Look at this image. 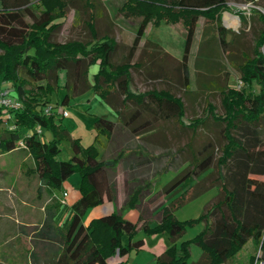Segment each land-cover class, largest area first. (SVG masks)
<instances>
[{
	"label": "trees",
	"instance_id": "16d2710c",
	"mask_svg": "<svg viewBox=\"0 0 264 264\" xmlns=\"http://www.w3.org/2000/svg\"><path fill=\"white\" fill-rule=\"evenodd\" d=\"M257 4L264 8V0ZM104 7L103 0H0V81H10L7 86L10 93L22 101L21 109L9 120L16 124L15 129L9 128L0 106V151L18 148V140L23 139L25 147L21 148L31 152L33 171L41 179V188L60 187L73 172L81 173L80 196L68 206L73 213L71 219L62 224L59 217L57 234H52L53 240L58 242L57 251L53 248L52 253L43 256L42 264H111L110 259L114 256L121 258L117 264H127L130 252L144 244V239L138 236V224L115 210L85 222L88 210L104 202L105 196L113 200L115 189L107 170L116 164L118 157L98 158L99 151L93 144L83 146L80 138L73 137L60 122L64 110L57 108L58 102L51 104L49 95L58 89L62 70L66 71V93L60 100L62 106L93 86L103 101L116 111L118 121L134 133L157 127L162 122L192 130L185 145L191 151L189 162L158 191L169 196L179 192L178 196L160 206L159 220L155 224L143 221L140 227L146 235L166 233L170 240L154 264L222 263L240 252L249 240L256 243L258 258L264 262V180L253 176L264 175V13H259L263 26L255 36L249 54L244 50L239 53L242 31L226 28L222 23L221 14L228 8V0H124L119 11L138 26L133 45L127 47L128 51L119 61H114L118 43L113 35H99L97 27V19L103 16ZM71 8L87 13L84 25L90 39H53ZM239 16L245 23L244 12ZM200 17L216 25L218 43L238 69L243 87L231 86V70L218 60H210L206 65L208 71L198 75L197 88H191L188 59ZM162 21L179 23L186 29L183 56L177 65L171 64L179 75L180 95L170 87L144 91H135L131 87V69L134 68H143V73L151 78L162 74L172 77L173 71L168 72L170 59L156 56L162 48L156 41H144L149 66L144 60H132L147 26L159 25ZM228 35H231L229 39ZM164 54L174 59L169 53ZM93 64L98 68L91 82L89 68ZM205 75L209 76L207 80L202 79ZM254 83L259 85L258 91L253 89ZM205 91L221 94L223 112L218 113L215 104L206 99L202 111L207 113L202 117L192 116L185 122V97L200 98ZM48 105L53 106L50 112L45 111ZM211 120L221 126L222 142L216 144L208 138L196 150L195 134ZM115 126L113 119L97 115L94 121L96 138L100 134L110 138ZM38 128L50 131L51 137L47 139L44 130L39 132ZM65 138L71 141L73 150L68 160L58 158L61 141ZM217 150L220 155L216 161ZM215 161L217 176L211 178L210 185H218L217 199L208 204L198 218L180 220L176 216L177 207L188 198L190 190L195 195L205 190L201 181L212 176L213 171L200 181H193L212 168ZM136 185L139 186L137 189ZM143 186L133 185L126 200L129 207L139 204L143 190L149 185ZM66 207L55 199L46 206L42 236H49L51 229L54 230L55 212ZM201 220L205 221L204 228L192 239L179 242L187 226ZM42 241L43 247L50 243ZM193 241L202 252L196 261L189 262ZM255 258L253 255L252 262ZM0 264L5 263L0 261ZM34 264L41 263L36 261Z\"/></svg>",
	"mask_w": 264,
	"mask_h": 264
},
{
	"label": "rangeland",
	"instance_id": "374dc122",
	"mask_svg": "<svg viewBox=\"0 0 264 264\" xmlns=\"http://www.w3.org/2000/svg\"><path fill=\"white\" fill-rule=\"evenodd\" d=\"M123 1L124 0H103L105 5L102 10L103 16L97 19L99 35H103L105 33L113 35L115 40L119 42L115 55H113L114 61H119L122 53L128 51V48L122 45V39L124 37L123 35L128 34V32L124 29L127 28V26H131V20L125 18L118 9ZM261 1L262 0H228V7L231 8L233 12H244V15H246L245 23L238 19V22L234 25L237 31H242L239 39V53L240 50H242V52L246 51L249 54L252 53L255 36L263 26V22L259 19V13H264V8L260 4H257ZM251 9H257V11L254 12V10L251 11ZM86 18L87 13L82 9H69L64 23L59 30L53 34V39L59 41L71 38L90 39L89 30L84 25V20ZM110 21H112V24ZM150 27L151 28H149L146 32L149 37H156L162 40V42H164V44L178 57L183 55L185 49V35L178 27L174 28L173 26L165 23L152 25ZM201 31L202 26H199L198 33L193 38L189 53L188 73L191 88H197V79L199 73L201 72L198 71L197 64L202 62V60H205L206 62L210 60H218V62L222 65L230 68L232 74L230 75L229 83L231 86L238 85L240 81V73L231 63L230 56L224 53L220 44L217 43L216 40L212 39L209 44H207V46L205 45L206 47L201 50ZM227 37L229 39L231 35H228ZM171 64L174 66L175 63L169 61L168 66L170 69L168 72L173 71L171 75L175 76V68L173 69ZM208 77L209 76L205 75L202 79L207 80ZM0 82L4 83L7 82V80H2ZM241 85L242 81H240L239 86ZM153 86L159 85L154 82ZM171 88L176 94H182L181 89L177 87ZM253 89L258 91L259 85L254 83ZM65 93V87H58L56 91L49 95L51 100L50 103L56 105L57 101H59L58 98L62 99ZM192 99H189V96L185 97V122H188L192 116L199 115L202 117L207 113L206 110L202 111L203 106H206V99L212 102V104H215L216 111L218 113L223 112L221 94L218 91H212L211 93L209 91H205L204 95L200 98L197 97L196 99ZM65 108L66 112L60 119L62 125L69 130L73 137L80 138V142L83 146L87 147L93 144L98 151H100L98 158H102L104 153V144L106 143V136L100 134L99 137L96 138L94 117L96 115H102L110 119H115L117 117L115 110L107 102L103 101L101 96L95 92L93 86L85 92L72 97L69 104L65 105ZM209 122L210 123L207 127H200L195 134L194 147L196 150L200 149L205 140L208 138L213 139L216 144L222 142L220 131L221 126L216 125L212 120ZM156 128H159V130H156L153 133L151 132L146 135L143 134L133 136L127 145L138 151L134 153H130L129 151L123 152V154H120L116 160V168L113 173L112 169H110V178L115 184L117 194L120 197L117 200V203L120 204V206L128 197L131 187L130 185L133 183V180L137 177V175L142 176V174H144L143 177L146 176L149 179L151 178L150 182L147 183L149 185L148 187H151L153 185L152 183L155 182V179L163 173L156 181L155 187L157 189H162L186 166L191 158V151L185 146L192 135L191 129H182L179 126L170 125L167 122H162V124ZM44 133L47 139L51 137L50 131L44 130ZM180 147L185 148L182 151H179L178 149ZM127 154L130 155L129 158L132 161H137L138 164L134 165L132 169L124 171L122 170L124 162L121 157ZM72 155L73 150L71 147V141L65 138L61 141V151L58 158L68 160L72 157ZM219 155L220 151L217 150L216 161ZM216 161L212 168L200 175V177L195 178L193 181H200L208 172L213 171L212 176L201 181V183L206 186L205 190L198 195H195L193 190H190L188 198L177 207L176 216L180 220L198 218L204 211L205 207L217 199L219 187L217 184L210 185L211 178L217 176ZM33 165V156L27 148H17L11 152L0 151V227H16L18 220H38L42 217V206L44 205V200L43 197L41 198L39 195L40 177L35 171H33ZM253 176L264 180V175ZM67 183L71 184L73 190L79 189L81 185L80 171H75L69 175L60 187L51 188L52 191H55L57 194L53 196L47 205L51 204L54 199L65 203V196L60 194H62L65 190H71ZM142 187L144 186L142 185ZM178 194L179 192L175 195L169 196L164 192H156L150 195L147 198V201L144 202L150 209V212L148 213L149 220H154L156 218V208L160 207L162 204L170 202V200L176 198ZM89 213L90 211L87 212L86 216ZM204 226V220L194 224H189L184 234L179 239V242L185 239H192L204 228ZM157 237L164 240L167 235L166 233H162ZM152 239V236L146 235L147 248L139 255H136L135 251H132L129 263L151 264V261H147V255L150 251L149 248L152 245ZM191 248L192 250L189 256V262L196 261L202 252V248L194 241L191 242ZM252 249V244L248 242L240 253L241 258L247 256L248 252ZM257 253H259V251Z\"/></svg>",
	"mask_w": 264,
	"mask_h": 264
},
{
	"label": "crops",
	"instance_id": "0c3cea01",
	"mask_svg": "<svg viewBox=\"0 0 264 264\" xmlns=\"http://www.w3.org/2000/svg\"><path fill=\"white\" fill-rule=\"evenodd\" d=\"M221 19H222V23L226 28H232L233 30L237 31L235 28V24L237 23L238 19H240L239 13H235L231 10V8H227L226 10L222 11L221 14ZM161 23H165V24H169L171 26H173L174 28H179L180 31L186 36V29L184 28L183 25L179 24V23H167L165 21H162ZM229 23V25H228ZM231 23V25H230ZM137 23L135 21L131 20V26H127V28H125L124 30H126V32H128V34L123 35V39H122V45L128 47L130 45H133L134 43V39H135V35H136V29H137ZM150 26H152V24L148 25L145 31V36L142 39V41L140 42V44L137 46V49L135 50L132 60H139L141 59L142 61H146V66H149V56L148 54L146 55L144 52V41L146 39H151L153 41H156L157 43H159L161 45V50L160 52H158L156 54L157 57H166L167 59H170V61L174 62L175 65H177V61L181 60V57H178L176 54H174L165 44L164 42H162V40H160L159 38H152L149 37L146 32L147 30H149V28H151ZM202 26V33H201V37H200V47L201 50L203 48H205L207 46V44H209V42L214 39L217 41L218 43V36H217V28L216 25L212 22H205L203 17H200L199 22H198V26L196 28L194 37L196 36V34L198 33V27ZM154 27V26H153ZM130 29V30H129ZM228 39V37H227ZM119 45V42H117ZM203 45V46H202ZM206 45V46H205ZM164 52H167L170 54V56H172L174 59H171V57H168L164 54ZM126 53V52H124ZM122 53V54H124ZM145 65V64H144ZM198 65V71L201 72H207V62L205 60H202V62H199ZM188 67H189V59H188ZM98 65L97 64H93L90 66V70H89V79L91 82H93V74L97 71ZM229 70H231L230 68H228ZM143 68H138V69H131L132 71V75H133V80H132V89L135 91H144L146 89L149 88H168V87H177L179 89H181V84L178 82L179 80V75L175 72V76H165L164 74H162L161 77L158 78H151V76L149 75H145L143 73ZM66 82V71L62 70L59 73V87H64ZM155 82V84H158L159 86H153V83ZM8 86L10 85V81L7 82H0V86ZM172 89V88H171ZM179 95V94H178ZM59 101H57L59 103L58 105V109H63L64 113L66 112V108L65 106H62L60 104V100L61 98H58ZM116 112V111H115ZM97 116V115H96ZM95 116V117H96ZM95 117H94V121H95ZM114 121H116V126L115 129L113 131V134L111 135L110 138L106 137V143L104 144V153L102 158L100 159H112L114 157H118L120 156V154L122 155L123 152L125 151H129L131 153V151L137 152L138 150L136 149H132L131 146H128L127 143L130 141V139H132L133 136L136 135H143V134H150L151 132L153 133L156 130H159V128L156 127H151V128H146V129H142L141 132L139 133H134L130 127L124 125L123 123H121L120 121H118V115L115 119H113ZM46 137V136H45ZM101 141V139H100ZM19 148V147H18ZM17 148L10 150L14 151ZM129 153V154H130ZM100 154V151H99ZM119 154V155H118ZM125 154V153H124ZM127 156V157H126ZM130 155H123L121 157V159L123 160L124 164L122 165V170L127 171L128 169H132L134 167V165L138 164L137 161H132L129 158ZM116 168V164L113 167H109L107 172H108V177L109 180L111 182V184L114 186L115 189V194H114V198L113 200L108 199L107 196L104 197V202H102L99 205H96L92 208H90L88 211H90V213L85 217V222L87 223L89 220H91L92 218L95 217H100L103 216L105 214H109L111 212H113L114 210L123 214L126 218L136 222L138 224L139 227V233L138 236L142 237L144 239V244L143 246L138 249V250H132L135 251L136 255L141 254L142 252H144V250L147 248V240H146V234L143 233L142 229L140 228L143 221H147L148 223H151V225L155 224L158 220H159V211H160V207L155 209L156 212V218L154 220H149V207H147L145 205L144 202L147 201V198L158 192L160 189L155 188L156 187V181L153 182L151 187L145 188V190H143V195L140 197V201L139 204L136 206H131L129 207L128 204L126 203V200L129 197L125 199L124 203L120 206V204L117 203V200L120 198L119 195L117 194V189L115 184L113 183V181L111 180V174H110V169H112V173L114 171V169ZM168 169V168H167ZM115 173V172H114ZM163 174V173H162ZM161 174V175H162ZM144 174L141 175H137V177L133 176V183H131V188L133 187V185H135L136 183H138L140 186L145 185L146 183H149L151 178L149 179L148 177H143ZM161 175L159 176V178L161 177ZM158 178V179H159ZM68 186H70L71 188V192L70 191H63L62 194L60 195H64V192L67 193V195L65 196L66 200L65 203H62V205H66V209H64L63 211H60L59 213H56L55 216V220L53 221L54 224V230L51 229V232L49 233V236H42V231H41V227L43 226V222L47 216V211H46V206L47 203H49V201H51V199L53 198L54 195H56L57 193L55 191H52V189L48 186H45L43 188H41V179L39 178V195L44 200V205L42 206V217L38 220H34V219H30L27 221L24 220H18L16 227H0V261L4 262L5 264H34V262H40L41 264L43 263V256L48 255L50 253L53 252V248L54 251H57V240H53L52 238V234L55 233V235L57 234V227H58V220L59 217H61V223L62 224H66L69 222V220L71 219L72 216V212L68 209V206L71 205L76 199H78V197L80 196V191L79 189H72L71 184L67 183ZM139 186L136 185L135 188L137 189ZM130 192V191H129ZM64 202V201H63ZM169 203V202H168ZM167 204V203H165ZM50 205V204H49ZM100 208V209H99ZM99 211H103V212H99ZM141 218V220H139ZM141 222V223H140ZM52 227V226H51ZM162 233L159 234H153V235H149L152 236L153 239L151 241V247L149 248L150 251L147 255V261H151V264L155 263V259L158 255H160L163 251H165V249L168 247V245L170 244V240L167 237H165L166 239H159L157 236L161 235ZM168 238V239H167ZM42 240H46V241H50L49 245H46L45 247H43V241ZM250 242L253 246V249L250 250L248 252V255L245 257L241 258V251L242 249L246 246V244ZM245 246L240 250V252H238L235 256L231 257L229 260L222 262V263H218V264H259L260 262H262V260H260L258 258V250H257V245L255 242H253L252 240H249ZM192 250V248H191ZM131 251V252H132ZM131 252L127 257V264H132L129 263L130 260V256H131ZM39 256L40 259H37L36 256ZM256 255V258L254 260V262H252V256ZM37 256V257H38ZM126 259V258H125ZM121 260V258H119L118 256H114L112 257V259H110L111 264H117V262Z\"/></svg>",
	"mask_w": 264,
	"mask_h": 264
},
{
	"label": "built area",
	"instance_id": "2783aa9c",
	"mask_svg": "<svg viewBox=\"0 0 264 264\" xmlns=\"http://www.w3.org/2000/svg\"><path fill=\"white\" fill-rule=\"evenodd\" d=\"M239 86V84H238ZM0 106L3 107V110L5 112V121L8 122V126L10 129H15L16 128V124L14 122H9V120H11L13 117L14 112H16L17 110L21 109L22 107V101L21 99L13 96L10 93V88L7 86H0ZM53 106L52 105H48L45 107V111L46 112H50L52 111ZM37 131L41 132V129L38 128ZM18 147H25L24 141L23 139H19L18 140ZM67 193L64 192V196H66ZM259 255V253H258ZM256 264V262H255ZM259 264H264V262H260Z\"/></svg>",
	"mask_w": 264,
	"mask_h": 264
},
{
	"label": "bare ground",
	"instance_id": "6f19581e",
	"mask_svg": "<svg viewBox=\"0 0 264 264\" xmlns=\"http://www.w3.org/2000/svg\"><path fill=\"white\" fill-rule=\"evenodd\" d=\"M238 22V21H237Z\"/></svg>",
	"mask_w": 264,
	"mask_h": 264
}]
</instances>
